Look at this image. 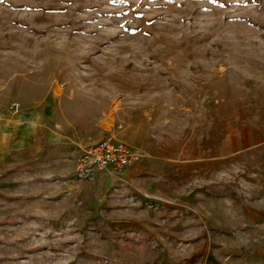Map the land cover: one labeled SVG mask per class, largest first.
I'll return each mask as SVG.
<instances>
[{
  "label": "rangeland",
  "instance_id": "374dc122",
  "mask_svg": "<svg viewBox=\"0 0 264 264\" xmlns=\"http://www.w3.org/2000/svg\"><path fill=\"white\" fill-rule=\"evenodd\" d=\"M0 264H264V0H0Z\"/></svg>",
  "mask_w": 264,
  "mask_h": 264
},
{
  "label": "built area",
  "instance_id": "2783aa9c",
  "mask_svg": "<svg viewBox=\"0 0 264 264\" xmlns=\"http://www.w3.org/2000/svg\"><path fill=\"white\" fill-rule=\"evenodd\" d=\"M76 168L78 176L92 177L96 173H112L126 170L135 160L127 145L112 138L95 141L82 149Z\"/></svg>",
  "mask_w": 264,
  "mask_h": 264
}]
</instances>
